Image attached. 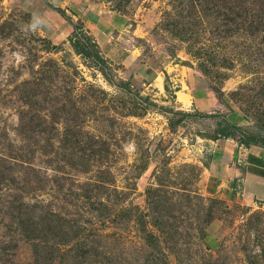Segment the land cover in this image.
I'll return each instance as SVG.
<instances>
[{
  "label": "rangeland",
  "instance_id": "1",
  "mask_svg": "<svg viewBox=\"0 0 264 264\" xmlns=\"http://www.w3.org/2000/svg\"><path fill=\"white\" fill-rule=\"evenodd\" d=\"M231 145L264 152V0H0V264H264V205L204 189Z\"/></svg>",
  "mask_w": 264,
  "mask_h": 264
},
{
  "label": "crops",
  "instance_id": "2",
  "mask_svg": "<svg viewBox=\"0 0 264 264\" xmlns=\"http://www.w3.org/2000/svg\"><path fill=\"white\" fill-rule=\"evenodd\" d=\"M123 18L109 15L108 23L123 26L126 23ZM208 165L204 183L208 193L220 196L240 193L242 204L264 205V152L245 148L241 153L240 145H231L228 152L216 151Z\"/></svg>",
  "mask_w": 264,
  "mask_h": 264
},
{
  "label": "trees",
  "instance_id": "3",
  "mask_svg": "<svg viewBox=\"0 0 264 264\" xmlns=\"http://www.w3.org/2000/svg\"><path fill=\"white\" fill-rule=\"evenodd\" d=\"M70 44H71V46L76 50V51H78V53H80L83 57H87V56H90V55H92L93 56V60L94 61H96V62H101L102 61V59L98 56V54L97 53H90V51H89V49H85L84 48V42H83V40H80V39H75V40H71L70 41ZM197 111H195V113H196ZM184 114H186V113H182V115H184ZM234 127V125L232 124V123H229L228 124V130L227 131H225V132H223L222 134H223V136L224 137H229V135H231V129ZM242 143H244V144H247L248 142L247 141H241Z\"/></svg>",
  "mask_w": 264,
  "mask_h": 264
}]
</instances>
